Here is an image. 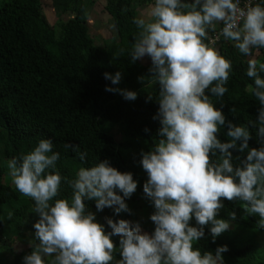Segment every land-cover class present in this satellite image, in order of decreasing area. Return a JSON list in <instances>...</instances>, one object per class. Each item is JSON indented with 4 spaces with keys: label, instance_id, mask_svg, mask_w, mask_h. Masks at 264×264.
<instances>
[{
    "label": "clouds",
    "instance_id": "obj_1",
    "mask_svg": "<svg viewBox=\"0 0 264 264\" xmlns=\"http://www.w3.org/2000/svg\"><path fill=\"white\" fill-rule=\"evenodd\" d=\"M134 23L138 31L128 55L132 62L150 57L151 75L138 79L159 85L148 99L159 101L154 119L160 127L139 161L148 174L143 194L154 206L155 229L144 231L139 220L109 216L106 230L88 201L95 200L99 211L131 212L126 197L139 180L108 158L89 165L87 149L71 143L64 147L84 163L69 179L58 166L61 152L44 137L31 151L7 161L13 184L32 198L33 212L39 214L34 250L24 256V264H226L229 245L214 251L196 246L206 239L205 226L215 240L236 219L235 211L230 219L218 216L224 198L243 202L246 214H257L264 227V60L249 58L246 68L253 81L247 91L260 104L257 117L237 124L215 104L229 91L233 71L232 59L217 43L230 42L247 57L264 49V0H153ZM104 76L112 82L106 91L126 100L138 97L136 90L119 87L121 71ZM225 126L230 139L221 140ZM254 135L259 147L249 143ZM233 149L246 156L234 157ZM62 181L71 188L68 195ZM113 236H119L118 246Z\"/></svg>",
    "mask_w": 264,
    "mask_h": 264
},
{
    "label": "trees",
    "instance_id": "obj_2",
    "mask_svg": "<svg viewBox=\"0 0 264 264\" xmlns=\"http://www.w3.org/2000/svg\"><path fill=\"white\" fill-rule=\"evenodd\" d=\"M139 1L106 0L104 8L114 21L118 39L99 45L90 34L85 0H52L54 9L69 15L56 24L49 21L43 0H0V264H24V256L34 250L31 242L18 239L25 234L34 238L33 225L39 214L33 212L32 198L13 184L7 161L31 151L44 137H51L55 150L61 152L58 166L69 179L84 162L64 147L68 143L79 144L81 151L87 149L89 165L98 158H108L120 170L132 171L139 184L131 197H126L131 212L117 214L109 207L99 211L95 200L88 201L89 207L97 211V219L105 223L106 230H110L106 218L111 216L117 221L144 218L145 228L154 231L155 222L144 211H154L143 194L148 174L139 161L142 150H151L160 127L159 120L154 119L159 101L155 96L148 99L149 92L159 85L138 79L151 75V62H132L128 55L138 31L134 17ZM217 44L222 54L232 59L233 71L229 91L223 101H215L216 107H222L227 119L237 124L254 119L260 104L247 91L253 81L246 75L247 60L252 57L239 53L230 42L221 40ZM117 70L122 72L119 87L136 90L135 100L106 91V85L112 82L104 73L115 74ZM208 94L212 95L210 91ZM227 130L225 126L218 134L221 140L230 139ZM249 143L260 146L255 135ZM233 153L234 157L246 156L239 149H233ZM62 184L63 195H68L70 186L65 181ZM242 204L224 198L218 216L230 219L235 211L236 219L215 240L210 226H205L206 239L196 246L214 251L227 244L226 264H264V227H260L257 214H246ZM191 223H196L195 218ZM119 239L113 236L117 246ZM116 258H120L119 253Z\"/></svg>",
    "mask_w": 264,
    "mask_h": 264
},
{
    "label": "rangeland",
    "instance_id": "obj_3",
    "mask_svg": "<svg viewBox=\"0 0 264 264\" xmlns=\"http://www.w3.org/2000/svg\"><path fill=\"white\" fill-rule=\"evenodd\" d=\"M43 2L44 11L52 24H56L59 22V20L62 19L66 20L69 17L68 14H61L59 11L54 9L52 0H43ZM85 2L88 5L90 34L94 38L95 42L99 45H103L106 40L118 39V33L114 21L104 8L106 0H85ZM118 136L122 137V133H119ZM144 211L146 212L145 214L149 213V216H151L152 212L149 211V208H145ZM137 220L138 219H133L131 221L135 222ZM144 220V218L139 219L142 224L143 230L148 231L145 228L146 223L144 222ZM16 236L17 234L14 237L16 238ZM18 240L31 242L34 240V238L29 234H25L21 235ZM261 240L262 246H264V234L261 236ZM26 244L28 245L29 243Z\"/></svg>",
    "mask_w": 264,
    "mask_h": 264
},
{
    "label": "crops",
    "instance_id": "obj_4",
    "mask_svg": "<svg viewBox=\"0 0 264 264\" xmlns=\"http://www.w3.org/2000/svg\"><path fill=\"white\" fill-rule=\"evenodd\" d=\"M152 2H153V0H147V1L140 0V1L138 2V4H137V13H138V15H139L142 11H144V10L148 7V5H149L150 3H152ZM217 47L220 48V45L217 44ZM263 57H264V51L262 52V51H260V50H255V51L253 52V54H252V58H257V59L262 60ZM140 61H141L142 63L145 62L144 64H148L149 62H151V58L148 57V56H145L144 58H141Z\"/></svg>",
    "mask_w": 264,
    "mask_h": 264
}]
</instances>
